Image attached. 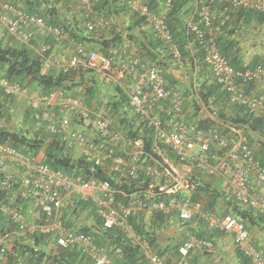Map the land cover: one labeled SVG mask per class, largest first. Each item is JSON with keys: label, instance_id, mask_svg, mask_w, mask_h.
Returning <instances> with one entry per match:
<instances>
[{"label": "built area", "instance_id": "1", "mask_svg": "<svg viewBox=\"0 0 264 264\" xmlns=\"http://www.w3.org/2000/svg\"><path fill=\"white\" fill-rule=\"evenodd\" d=\"M69 1L76 3L86 33L108 26L107 21L95 16L92 0ZM190 1L186 29L194 35L202 52L201 64L210 81L226 93L229 104L243 107L264 128V67L258 64L237 70L220 54L216 44L223 24V20L216 22L218 6L264 16V0ZM125 3L131 13L145 19L146 27L168 50V61L183 64L164 19L150 12L145 0H125ZM0 26L24 44L32 45L37 29L57 46L70 40L63 27L48 24L39 15H28L6 0H0ZM72 44L68 56L57 54L48 43L34 49L44 62L50 61L65 75L73 71L92 72L102 82L119 86L128 99V118L134 126V136L124 128H115L110 115L85 108L82 97L64 96L59 90L47 95L31 94L26 87L1 75L0 92L8 98H25L39 126L77 158L92 161L101 168L109 163V175L125 182L147 180L148 189L143 198L136 193L129 195L107 180L55 171L37 155L0 143V215L13 227L0 236V256L11 247H4L11 237L25 240L45 235L56 248L77 249L92 264H121L117 261L122 256L119 248L97 245L92 233L66 226L64 213L77 200L92 207L102 230L118 229L147 264H166V261L158 253L156 242L152 243L150 231L147 234L145 229L142 233L135 231L132 219L140 216L139 224L143 225L146 214L175 218L183 224L202 220L208 230L230 236L235 250L250 264H264V255L254 247L242 221L230 214L205 211L202 202L191 199L194 171L224 177L234 201L264 218V166L248 146L244 133L234 128H228L227 134L216 129L206 131L197 123L186 121L184 99L181 93L168 88L163 67L155 62L142 63L135 50L131 56L126 55L127 44L119 51L110 50L108 56L96 49L88 50L82 43ZM3 127L0 124V129ZM86 128L95 132V139L88 138ZM146 142L150 143V151L146 150ZM182 171L189 176H184ZM212 248L210 240L189 236L178 245L170 263L189 264L192 253L209 252Z\"/></svg>", "mask_w": 264, "mask_h": 264}, {"label": "trees", "instance_id": "2", "mask_svg": "<svg viewBox=\"0 0 264 264\" xmlns=\"http://www.w3.org/2000/svg\"><path fill=\"white\" fill-rule=\"evenodd\" d=\"M12 5L21 4V10L28 15H39L45 22L54 26L63 27L68 31L70 39L75 42L84 44L88 50H99L104 55H109L110 50L119 51L124 44H127L125 53L131 56V48H133L142 63H157L166 71V81L168 88L173 90L179 84L176 79L171 77L167 72L170 70V60L168 50L164 48L155 34L146 27L144 18L131 13L126 6L125 0H92L95 16L107 21L108 26L103 29H96L92 33H85L83 29L84 19L81 14L75 11L70 15V19H66V15L61 8L68 13L70 4L68 0H6ZM152 14L161 16L172 36L173 41L177 44L182 56L183 64L174 65L176 70L185 68L188 71L190 93L189 97L192 104L195 105L197 114L206 113V119L198 118L196 123L201 129H216L227 134L228 128H234L244 133L247 138L248 146H250L255 157L264 166V128L258 118H254L243 107L231 105L227 101V95L213 81L201 80V76L195 78L194 72L204 69L201 64V51L197 46L194 35L187 32L186 23L190 16L191 1L190 0H145ZM17 7V6H16ZM19 8V7H17ZM19 8V9H20ZM218 19L216 22L223 20L220 31L216 36V44L218 51L224 56L230 64L237 70H245L254 66L264 64L258 59H253L248 64L242 62L239 55L240 48L237 40L233 37L236 30H240L245 25L252 23L263 24L264 16L253 12H245L243 10L232 9L228 6H218L216 8ZM31 44L34 45L33 40ZM29 44L19 47H5L0 40V75L8 79L10 82L18 83L24 87L34 85L40 94H49L52 91L59 90L64 96H73V92L85 84L84 103L90 106L93 100L97 101L99 86L97 77L92 72L79 74L75 78L73 72L68 75L61 71L58 73H44L43 59L37 54L30 52ZM51 49L52 46L50 45ZM172 61V60H171ZM182 69V70H183ZM181 70V71H182ZM205 70V69H204ZM180 71V72H181ZM206 71V70H205ZM183 72V71H182ZM252 85V84H251ZM253 86V85H252ZM113 96L108 99L106 109L111 117L116 116L118 124L130 134L134 136L132 129L134 128L130 119H127L129 113V105L127 96L119 86L113 85ZM264 94V90L262 92ZM14 98H8L0 92V116L8 111L7 103ZM124 115V116H122ZM0 143L10 144L12 147L30 154L42 153V161L47 163L51 169L62 171L67 175L80 176L83 178H96L98 180H107L118 190L124 191L126 194L136 193L140 198L144 197L145 190L148 189V182L139 179L138 181H122L107 174L103 169L92 161L82 158L73 157L69 150H66L55 138L47 139L45 136H35L33 139L27 137L24 133L15 130L0 129ZM146 150L150 151V143L146 142ZM172 160L175 161L173 157ZM196 173H199L196 171ZM199 175V174H198ZM208 177H215L207 175ZM218 177V176H216ZM195 180V181H194ZM194 192L191 195L193 201L202 202L204 210L208 212H218L221 215L230 214L244 223L245 228L251 233L255 227L264 225V218L256 214L254 211L239 206L232 198L229 190L226 192L215 187L214 184H201L191 176ZM222 201L221 207L218 208L217 202ZM222 211V212H219ZM87 212L93 215V211L86 203L73 201V206L69 209L71 218L66 222L68 228H76L77 217L79 213ZM66 212V214H68ZM139 217L132 219L135 231L143 232V225H140ZM153 222L155 228L157 223L162 224L163 216L153 214ZM65 218V217H64ZM96 224V221H95ZM186 223L182 225H188ZM206 223L202 220L198 221L200 229H190L197 239H208L214 242L215 239L221 238L224 233L218 230H208ZM152 226V227H153ZM150 229V227H149ZM13 227L8 224L5 218L0 215V236L5 231H12ZM102 230V229H101ZM80 231L91 233L88 228H81ZM100 234H94L97 245H105L119 248L122 256L118 262L121 264H147L144 258L138 253L137 249L131 246L122 236L118 229L110 231H100ZM146 234L148 233L146 229ZM152 243L154 239H151ZM252 241V240H251ZM50 244H53L49 236H33L23 243L21 238L11 237L8 244L4 247H11L2 256H0V264H92V262L77 249H58L49 250ZM180 244V243H179ZM178 244V245H179ZM175 252L169 257L175 258ZM257 250L258 247L253 244ZM2 247V246H0ZM52 249V248H50ZM167 249L158 250L163 256ZM238 260L243 264L250 262L235 251ZM264 255V253L262 252Z\"/></svg>", "mask_w": 264, "mask_h": 264}, {"label": "rangeland", "instance_id": "3", "mask_svg": "<svg viewBox=\"0 0 264 264\" xmlns=\"http://www.w3.org/2000/svg\"><path fill=\"white\" fill-rule=\"evenodd\" d=\"M72 7L74 8V11L76 13H78V10L76 9V3L74 1L70 2ZM100 29V28H97ZM239 45L240 48V52L239 55H241L242 57V62L246 65L248 64L250 61H252L253 59H258L259 62L264 64V25L263 24H257V23H252L250 25H245L243 27H241L240 30H236L234 36H233ZM170 62V70L167 72L168 74L171 75V77H173L174 79L178 81H180L179 84H177L178 89H176L175 87V91L181 93L183 99L185 100L186 98L189 97V92H190V87L188 84L189 83V78L187 79V74L188 71L187 69H183L182 73L180 72V70H176L173 64V62ZM54 68V66H52ZM51 69L50 71L58 73L57 68L55 67L54 69ZM97 81H98V86H99V93H98V97H97V101L95 102L93 100V102L91 103L90 106H87L84 103L85 108L90 109V111L94 112V113H99V114H108V110L106 109V103L108 101L109 98H111L114 94L113 92V86L112 84H106L104 82H102V79L97 76ZM181 83H183L185 85V90H181ZM85 84H88L87 82L84 83L83 87L78 88L77 90H75L72 94L73 96H77V97H82L84 98V93H85ZM187 84V86H186ZM28 91L31 94H36L38 92L37 87H35L34 85H30V87H27ZM7 108L8 111H5L2 116H0V124H2L5 128V130H17L20 131L22 133H24L27 137L29 138H34L35 136H40L41 135L46 136L45 132H39L36 131V128L38 127L37 124L30 119V117H26L27 115V111H28V103L27 100L25 98H14L13 100H9L7 103ZM109 115V114H108ZM124 116V115H122ZM112 119H114V121L117 123L116 120V116L112 117ZM127 119L128 118V114H127ZM119 123V122H118ZM78 124V123H77ZM121 127L122 125L119 124ZM86 135L88 136L89 139H95V132L93 130H91V128H86ZM168 159H170L174 165H177L178 162L174 161L171 159V156L169 154H167L166 156ZM110 164H105L103 165L102 169L108 174L109 172V166ZM178 168H180V170H182L181 166L178 164L177 165ZM182 174L184 176H189V174H187L186 172L182 171ZM199 174V175H198ZM192 177H194L196 179L197 182L201 183V184H206L207 183H213V180H211L208 176L200 174V173H196L194 172V174L192 175ZM118 178V177H117ZM195 181V180H194ZM224 189V188H222ZM224 191H228L227 189H224ZM222 212V211H219ZM153 215H147L145 217L146 222L143 223V229H147L148 231H150L151 235L153 236L154 242H156V246L159 247V245L161 243H166V242H170V244H173L174 246H177L179 243L183 242L187 237L189 236H194V234L192 233V231L190 229H195L196 226H198V222L197 221H193L188 225H179L178 223V228L182 229L186 231V235L182 234V235H176V233H174V229L177 228L175 227V224H171L173 229H170V225H165L166 221H164V219H162V225L165 226H160L158 228H155L151 223V219H153L152 217ZM93 217L87 216V212H81L79 213V216L77 217V222H76V228H89L91 223H94ZM144 222V221H143ZM147 223V224H146ZM153 226V227H152ZM150 227V229H149ZM258 232L257 230H253L250 235L253 237L255 236ZM251 237V238H252ZM28 241V239L23 240V243H26ZM253 241V240H252ZM55 246L52 244H50L49 246V250H55L54 248ZM52 248V249H50ZM195 254H197V258L199 263L198 264H243L241 263L236 254H235V250L234 247L232 245V242H225L224 238L221 239H215L213 242V248L211 251L209 252H195ZM200 257V259H199Z\"/></svg>", "mask_w": 264, "mask_h": 264}, {"label": "crops", "instance_id": "4", "mask_svg": "<svg viewBox=\"0 0 264 264\" xmlns=\"http://www.w3.org/2000/svg\"><path fill=\"white\" fill-rule=\"evenodd\" d=\"M67 2H69V4H70V10L71 11H68V13H65V10L63 8H61V11H63V13L66 15V19L69 20L70 19V15L74 12V8L72 7V5L70 3L71 1L68 0ZM16 6L20 8L21 7V4L20 3H17ZM19 10H21V8ZM0 40L2 41V43H3V45L5 47H19V46H23V43L22 42H19V41L15 40L14 38H12L11 36H9L7 34V32L1 26H0ZM33 42H34V45L32 44L33 46L32 45L28 46L30 48V52L32 54H36V49H34V48L38 47L40 44L42 45V44H45V43L47 44L48 43L49 45L52 46V50L53 51L58 52L57 54H62L64 56H68V53H69V51H71L72 46H73L72 43L75 42V41H73L72 39H70L67 42L65 41L61 46L60 45L57 46V44H55V42L50 37L45 36L44 34L41 33L40 30L37 29V30H34V39H33ZM133 51H134V49L131 48V53ZM52 68L53 67H52V64L50 63V61L49 62H45L43 64V72L44 73L52 74V71H50ZM57 71L59 72L58 69H57ZM73 73H74L73 76L75 78L79 77V74H81V73H78L77 71H73ZM54 74H55V72H54ZM196 74H197L196 77H198V78L201 76V78H202L201 80H206V82L210 80L209 79V76H208V73L204 69H201L200 68L199 70H197V73ZM179 83H180V81H179ZM181 84L182 85H181L180 88L183 91V90H185V85L183 83H181ZM186 86H187V84H186ZM171 89L173 90V88H171ZM176 89H178V86H176ZM176 89H174V90H176ZM184 112H185V115L184 116L186 118V121H188V122H191V121L196 122L198 118H203V117L206 116L205 113L199 114V117H198V115L196 117L194 116V114H197V111L195 110V105L192 104V101H191L190 97H188V98H186L184 100ZM26 117H29L28 113H27ZM112 120H113V124H114V127L115 128H117V129L118 128H120V129L123 128L118 123H116L114 121V119H112ZM36 131L46 132V130H44V128H40V127L39 128L37 127L36 128ZM46 136H47L46 137V140L47 139H51L50 136L47 134V132H46ZM69 152H70V154L73 157H75V158L78 157L73 152H71V151H69ZM37 157L40 160H42V153L41 152L38 153ZM209 178L211 180H213V183H214L215 187H217V188H219L221 190L229 189L228 188L227 181H226V179L224 177H216L215 176V177H209ZM222 188H224V189H222ZM221 204H223L222 201H219V202H217L216 205L219 208V207H221ZM69 215H71V214H69V213L68 214H65V223L71 218V216L73 217V215H71V216H69ZM87 216L90 219V216L91 215H89L87 213ZM91 217L94 218V216H91ZM91 220H93L94 223H91L88 229H90L94 234H100L101 233L100 231H102L101 228H100V223L98 222V224L96 225L94 219H91ZM150 221L153 222V219H151ZM164 221H166L165 225H170V229H173L172 226H171V224H173V223L175 224V227H177V228L174 229V231H175L174 233H176V235H177V233H178V235H182V234L186 235L187 232L183 230L184 228H182V229H179L178 228V223L179 222L175 218H166V219H164ZM157 224L161 226L163 223L162 224L161 223H157ZM165 225H162V226H165ZM179 225H182V223H179ZM196 229H200L199 228V225L196 226V228L193 229V230H196ZM253 230H257V231H260V232H258L253 237L251 236L252 237L251 240H253L252 243L255 244L258 247V249H260L259 251L261 253L262 252L264 253V225L262 224L258 228L255 227ZM221 238H224L225 239V242H230V241L232 242L231 237L228 236V235H225L224 234ZM221 238H219V239H221ZM174 248H175V246L173 244H170V242L169 243L168 242L161 243L159 245V249H161V251L163 249H167V251L165 252V254L162 256V257L165 258L166 264H172V262L170 263V258L171 257H169V256L175 252ZM234 250H235V248H234ZM199 259H200V257H199ZM198 263H199V261H198V258H197V254H195V252H194L189 257V264H198Z\"/></svg>", "mask_w": 264, "mask_h": 264}, {"label": "clouds", "instance_id": "5", "mask_svg": "<svg viewBox=\"0 0 264 264\" xmlns=\"http://www.w3.org/2000/svg\"><path fill=\"white\" fill-rule=\"evenodd\" d=\"M86 33V32H85ZM87 34V33H86ZM87 48V47H86ZM168 62V61H167ZM45 62H44V60H43V64H44ZM168 63H170V62H168ZM173 64L174 65H177V64H175L174 62H173ZM52 66H53V64H52ZM59 72H60V70H59ZM52 73H54V72H52ZM181 73H182V71H181ZM37 93H39V92H37ZM27 113H28V115H29V117H30V119L31 120H33L36 124H37V126H38V128L40 127L39 126V122L37 121V120H35L33 117H32V112L29 110V108H28V111H27ZM193 122V121H192ZM196 123V122H195ZM40 128H43V127H40ZM43 130V129H42ZM45 130V129H44ZM46 133V132H45ZM48 134V133H47ZM51 138V137H50ZM36 155H38V154H36ZM178 167V166H177ZM180 169V168H179ZM194 172H196V171H194ZM194 172H193V174H194ZM192 174V175H193ZM89 205V204H88ZM71 206H73V204L71 205ZM70 206V207H71ZM90 206V205H89ZM70 207L68 208V210L66 211L67 213L69 212V209H70ZM90 208L92 209V207L90 206ZM92 211H93V215H94V221H96V225L98 224V222L100 223V226H101V222L99 221V219H97L96 218V215L94 214V210L92 209ZM66 212L64 213V217H65V214H66ZM65 219V218H64ZM164 219H166V218H164ZM101 228V227H100ZM74 229H81V228H74Z\"/></svg>", "mask_w": 264, "mask_h": 264}]
</instances>
